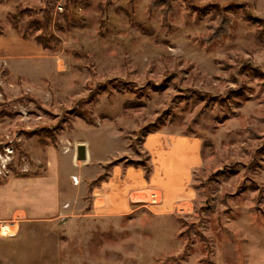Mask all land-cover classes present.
I'll return each instance as SVG.
<instances>
[{
	"label": "rangeland",
	"instance_id": "374dc122",
	"mask_svg": "<svg viewBox=\"0 0 264 264\" xmlns=\"http://www.w3.org/2000/svg\"><path fill=\"white\" fill-rule=\"evenodd\" d=\"M0 26V182L42 172L31 137L68 163L0 264H264V0H0ZM127 168L164 194L101 214L91 188Z\"/></svg>",
	"mask_w": 264,
	"mask_h": 264
},
{
	"label": "crops",
	"instance_id": "0c3cea01",
	"mask_svg": "<svg viewBox=\"0 0 264 264\" xmlns=\"http://www.w3.org/2000/svg\"><path fill=\"white\" fill-rule=\"evenodd\" d=\"M9 44L10 42L0 41V58L10 53V46H7ZM27 140L26 143L29 145L28 148L31 150L33 148L30 154L31 160L38 165V162H40L41 159L38 157L39 155H37V152H40L43 156L45 167L40 174L36 173L19 176L10 175L8 178L0 182V221L11 222L9 224V229L7 230L8 232L10 227H18L19 221L37 220V218L41 219L53 213L56 214L60 208L62 159L68 164L65 154L59 150L57 144L58 141H56V144H46L44 146L33 147L29 144L34 142L33 137L28 138ZM86 152L87 156L90 157V151L87 146ZM50 168H53L54 176L51 180L49 179V181H47L45 178L49 177ZM130 170V168L125 170L122 183L118 182L117 175L119 176V174H117L109 181L101 182L99 186L91 188L93 206L98 208L101 214L112 216L128 213L131 211L129 204L133 202L135 203V201L139 199L138 197L140 194H135L136 192L142 191L140 193L148 196L150 191L155 190L159 191L161 196L164 194V191L160 186L142 180L140 178V173L138 175L133 173V171L130 172ZM117 171L119 173V168L114 169L113 173H116ZM68 173L69 172H67V176L69 175ZM136 176L139 180L131 182V179H136ZM123 184H125V186ZM44 187H46L48 191L49 187L52 189L57 201L55 204L51 203V205H48L49 207L47 208H45L47 205L44 203V198L42 197ZM166 197L171 200V202L172 199H174L173 197ZM172 203L174 205L176 202ZM1 233H3L2 229ZM1 237L0 240H3L4 236Z\"/></svg>",
	"mask_w": 264,
	"mask_h": 264
},
{
	"label": "trees",
	"instance_id": "16d2710c",
	"mask_svg": "<svg viewBox=\"0 0 264 264\" xmlns=\"http://www.w3.org/2000/svg\"><path fill=\"white\" fill-rule=\"evenodd\" d=\"M28 14L31 17H33V12L28 9V8H17L16 10H14L13 12H10L9 13V20H10V24L14 27V28H17L18 26V22L20 20V18L24 15V14ZM43 20H44V17H43ZM32 21H34L33 18L29 19V21H27L25 24H24V27L22 29V36L26 37L28 36V30L31 28V23ZM40 29H44V26L43 25H39ZM0 33H2V28L0 26ZM51 37H53L51 35ZM47 36L46 34H42V33H39L35 36V40L41 44L42 47L46 48V47H49V42L47 40Z\"/></svg>",
	"mask_w": 264,
	"mask_h": 264
},
{
	"label": "water",
	"instance_id": "95a60500",
	"mask_svg": "<svg viewBox=\"0 0 264 264\" xmlns=\"http://www.w3.org/2000/svg\"><path fill=\"white\" fill-rule=\"evenodd\" d=\"M87 157V152H86V145L84 143H79L76 146V153H75V158L77 160H85Z\"/></svg>",
	"mask_w": 264,
	"mask_h": 264
},
{
	"label": "built area",
	"instance_id": "2783aa9c",
	"mask_svg": "<svg viewBox=\"0 0 264 264\" xmlns=\"http://www.w3.org/2000/svg\"><path fill=\"white\" fill-rule=\"evenodd\" d=\"M3 165V164H2ZM149 196V201L152 202V203H158L160 201V198H161V193L159 191H155L153 190V193L152 194H148ZM4 222H1L0 221V232H1V228L2 226H5L3 224Z\"/></svg>",
	"mask_w": 264,
	"mask_h": 264
},
{
	"label": "bare ground",
	"instance_id": "6f19581e",
	"mask_svg": "<svg viewBox=\"0 0 264 264\" xmlns=\"http://www.w3.org/2000/svg\"><path fill=\"white\" fill-rule=\"evenodd\" d=\"M153 193V191H150L148 194H152ZM2 231H3V233L2 234H6L8 231V229H9V225L8 224H6L5 226H2Z\"/></svg>",
	"mask_w": 264,
	"mask_h": 264
}]
</instances>
